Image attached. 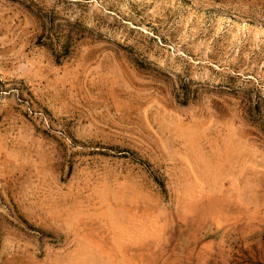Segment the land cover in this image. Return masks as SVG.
I'll return each instance as SVG.
<instances>
[{"label": "rangeland", "instance_id": "rangeland-1", "mask_svg": "<svg viewBox=\"0 0 264 264\" xmlns=\"http://www.w3.org/2000/svg\"><path fill=\"white\" fill-rule=\"evenodd\" d=\"M0 264H264V0H0Z\"/></svg>", "mask_w": 264, "mask_h": 264}]
</instances>
